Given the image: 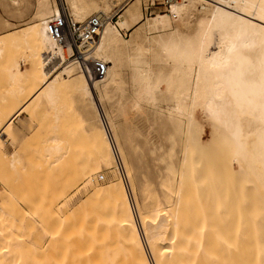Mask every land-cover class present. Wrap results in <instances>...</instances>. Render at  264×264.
Returning <instances> with one entry per match:
<instances>
[{"label":"bare ground","instance_id":"6f19581e","mask_svg":"<svg viewBox=\"0 0 264 264\" xmlns=\"http://www.w3.org/2000/svg\"><path fill=\"white\" fill-rule=\"evenodd\" d=\"M155 2L34 0L32 18L19 31L8 30L10 22L0 16V31H5L0 33V79L5 78L8 85L5 93L0 91L1 102L7 107L0 106L3 108L0 110V164L7 163L15 175L21 174V154L8 155L3 140L12 138L13 144H18L15 121L20 120L25 111L51 110L53 135L44 141L43 156L48 163L52 161L51 165L56 163L53 166L57 168L54 169L56 175L60 172L63 176L59 174L60 177H55L58 180H54L59 189L56 185L52 187L54 184L50 186L52 176L47 173L51 176L44 178L47 182L40 185L38 181L42 188L40 192L41 189L38 187V191L36 187L38 197L40 199V195L52 187L53 191L57 188L54 195L57 192L59 201L66 200L80 182L85 193L77 204L65 202L56 221L50 214H54L58 199L55 198L57 204L54 206L50 202L54 201L53 195L52 198L43 194L42 198L51 197L50 201L42 199L40 203L37 200L43 212L36 208L38 214L36 212L32 217L39 216L40 219L41 215L42 220L43 214H47L46 219L40 220L41 224L51 216L54 220H49L50 225L54 221L56 224L54 228L49 227L53 231L48 230L52 232V242L49 240L47 244L50 248L39 251L45 252L46 257L41 259L43 255L37 253L36 264H264V0H170L163 8L169 17L145 13L155 7ZM146 3L148 7L144 8ZM162 3L164 0L159 4ZM13 5L19 6V2L13 1ZM62 11L77 22L93 16L102 21L99 37L86 56L88 60L98 59L107 64L104 78H95L90 68L87 72L73 56V48L60 44L49 35V19ZM196 12L202 16L195 18ZM202 25L204 34L200 39L196 81L187 120L184 119L185 123L175 121L171 111H167L169 116H165L163 110L146 112L143 102L155 98L142 80L144 60L165 58L170 38L189 30L196 32ZM106 104H109V110ZM127 110L133 112L135 118L149 113L153 117L151 122L159 116L165 127L168 149L175 147L170 159L164 161L171 172H178V180L173 178L169 182L165 177L162 183L167 191L163 198L153 194L142 204L134 193L135 163L126 150L125 142L132 134L128 137L130 129L122 132L117 126L118 118H125ZM174 111L178 116L182 114L180 108ZM197 112L210 126L213 137L209 133L205 138V131L209 129L196 121ZM127 120L125 125L129 124ZM67 128L72 130V139ZM172 131H178V134ZM206 144L213 146L206 148ZM161 147L162 144L158 150ZM132 156L141 158L140 153ZM210 158L215 164L206 162ZM211 166L216 168L215 171L210 170ZM47 167L53 171L51 166ZM204 169L210 173L208 177L204 176L207 174ZM220 173L222 177L218 175ZM38 174L40 176V170ZM11 179L0 188V255L1 249H7L8 245L2 243L9 239V231L12 229L16 235L21 227L16 216L22 209L16 202L13 205L7 185H12L13 194V190L21 191L19 183L25 180ZM17 180L18 187L13 184ZM30 181L34 182L32 178ZM35 184L38 186L36 182L29 185ZM221 184L222 187L225 185L221 188L226 192L234 193L236 205L226 201L231 196L224 190L222 193ZM21 187L29 189L27 183H21ZM141 188L143 196L146 189L145 186ZM35 189L32 193H36ZM18 193L13 195L24 205L26 202L28 206L36 204L29 200L30 195L29 198L24 196L28 192ZM218 196L226 197L223 199L228 203L221 198L218 202ZM34 198L30 199L36 202ZM45 202L53 208L49 206V209ZM8 203L16 208V212L4 207ZM11 212L18 213L13 215L15 222ZM220 213L228 216L221 218ZM232 215H237L239 220ZM11 220L16 229L13 224L11 226ZM224 220L227 225L221 224ZM229 222L236 224L228 227ZM223 225L227 226L228 233ZM26 226L25 237L30 236L29 228L35 225ZM218 228H223L226 233L219 232ZM232 232L236 239H231ZM24 251L23 247L13 244L6 258H12L8 259L11 264H35L34 250L28 251V257L22 256Z\"/></svg>","mask_w":264,"mask_h":264},{"label":"rangeland","instance_id":"374dc122","mask_svg":"<svg viewBox=\"0 0 264 264\" xmlns=\"http://www.w3.org/2000/svg\"><path fill=\"white\" fill-rule=\"evenodd\" d=\"M13 1L19 2V6H14ZM154 1H156L155 7H153V9L151 11H145V13L149 14L151 12L152 14H150V15H153V17L164 16V15L169 17L170 16L169 14L163 12L165 10V9H163L165 6H162V4H159L163 0H154ZM144 6H145L144 8H147L148 7L147 3H146V5L144 4ZM33 13H34V0H0V16L4 20L10 22V24H11V28H9L8 30L19 31L20 29L26 27L28 25L27 23L30 22ZM201 16L202 15L197 14V12H196L195 18L196 17L200 18ZM2 32H5V31H0V33H2ZM203 34H204V26L203 25L200 28H198V30L196 32H192L190 30L185 31L183 35L176 36L174 38H170V40L167 41V43L169 44V49H168V52L165 54V58H155V59L146 58L144 60V71H143L142 80L144 81L145 86L151 88V90L153 92V97L155 98L154 99L155 101L154 100H151V101L148 100V101L143 102V107L145 108L144 110L146 112L159 113L160 111L163 110L164 111L163 114L165 116H169L170 113L167 111H171L172 115H173L172 117H174L173 119L175 121H181V122L184 121V123H185V121L187 120L186 117L188 116V112L190 109L191 95H192L194 85H195V81H196L197 57H198V51H199V46H200V39L203 36ZM0 80L2 81V79H0ZM7 88H8V85L5 81V78H3L2 84L0 83L1 93H5V90ZM1 104H4V102H1V96H0V106H3L5 109L7 108L6 103L4 105H1ZM98 104H99V102H98ZM7 106H8V104H7ZM99 106H100L101 111L103 112L100 104H99ZM106 108H107V110L110 109L109 104H106ZM175 108H180L182 110V114L180 116H178L179 114L174 111ZM2 109L3 108H1L0 110H2ZM50 113H51V110L44 111L42 109L32 111L31 113L30 112L26 113V111H25V113L23 115H21V119L20 120L16 119V121H15L16 122L15 124H17V129L19 132V134L17 135L18 144L14 145L12 138H5L3 140L7 154L9 155V154L14 153V152H19L21 154L22 164H21L20 169H19L20 173H21L18 175L19 177L17 175H15V172H13L14 170L11 171L12 168L8 167L7 163L0 164V178L3 179V181L0 180V188L3 185L8 184L9 179H11V176L14 175L13 176L14 179H11L12 181L15 180V177L20 180L19 182H21V180H25L24 182L22 181L21 183H27L29 189H25L27 187H25L24 184H22V186L25 188L21 187V183H19L21 188L18 187L16 185L17 184L16 182H18V180L15 181V183L13 182V184H15L18 187V189H20L21 191L23 189V191L25 193L26 192L29 193V194L28 193L24 194V196L26 195V198H29V197L34 198V196L36 194V197L34 198L36 202H34V200H31L29 198V200L32 203H36V204L38 202L37 200L39 199L38 193H37V188L39 187L41 189L40 192H42V188L38 185V183L40 182L39 184L43 185V182H47L46 180H44V178L47 179V177L49 176L48 174L51 173L52 177L49 176L52 178V183L50 184V186L54 184L52 187H54L55 185H56V187H58L57 182H56L58 179H56L55 177L59 176V174L61 175L60 172H59V174L56 175L57 171L56 170L54 171V169H57V168H53V166H56V163H55V165H53V164L51 165L52 161H50L49 162L50 164H49L48 161H46V159L43 156L44 141H46L48 139L47 137H51L53 135V132L51 129L53 122L51 121L52 117L49 118V116H51ZM126 113H127V115L125 118H123L124 116H120V118H118L117 126L122 132H127L130 129V133L129 132L127 133L128 137L132 134L127 139V142H125V143H126V150H127L128 156H129L130 160H133L135 163V170L133 172V176H134V193H135L136 199L139 202V204H140V202L142 204L143 200L148 202L151 199V195H153V194L158 195L159 198H163L164 193L167 191V187L164 186V183H162V181L164 182V180H166L165 177L168 179L169 182H172L173 178H175L176 180H178V178H179L178 172L173 173L165 166L166 165L165 161L168 160V158L170 159L169 155H170L171 151H173V149H175V147H172L171 150L168 149V144L166 142L165 127L162 125L161 118L159 116L158 117L156 116V118H155L157 120V122L155 119H153V121L151 122L153 117L149 116L148 115L149 113L147 114L148 116L146 115L148 118L145 116V114H143V116L141 115V116L135 118L134 113L129 112L128 110ZM127 117H129V118H127ZM196 118H197L196 121L199 123H202V125L204 127H206V129L210 128V126L208 125L207 122H203V118L198 112L195 114V119ZM32 119H34V120H32ZM49 119L51 122L48 123L47 121ZM184 119H186V120H184ZM125 120H127V122H129V124H127L128 126L125 125L126 124ZM130 121L132 122V125H131ZM45 122H47V124ZM154 123L155 124L157 123L156 126H154ZM44 126H46V127H44ZM44 129H45V131H44ZM67 130H68V128H67ZM150 130H151V132H150ZM132 131H133V133H132ZM67 132L70 133L71 139H72V130L69 129ZM172 132H173V134H178V131H172ZM209 133H210V135H212V137L214 136L212 130H210V129L206 130L205 131V138L206 139L209 137ZM31 135L34 137H32ZM36 141L38 142L37 144H36ZM73 143L76 144V142H73ZM160 144H162V147H161V149L158 150V146ZM73 145H71V146H73ZM208 146L212 147L213 145L210 144ZM208 146H207V144L205 145L206 148ZM208 149H210V148H208ZM27 150L29 152H27ZM26 153H28V154H26ZM133 153H140L141 158H139V159L135 158L134 159L132 156ZM211 156L212 155H210V157ZM161 157H163V159H161ZM206 158L209 159V157H207V156H206ZM212 158H215V157L212 156ZM206 160L204 159V161H206ZM45 161L49 165L45 164ZM213 161L215 162V160H213ZM213 161L211 159L210 161L207 160L206 162L214 163ZM54 162H56V161L53 160V163ZM47 166H51V169H53V171L49 170L50 168H48ZM59 166H57V167H59ZM212 166H213V164H212ZM212 166H211L210 170L214 169L213 171H215L216 168H214ZM8 168L9 169L11 168V169L9 170ZM41 168H42V170H41ZM60 168H61V166L59 167V170H60ZM39 170H40V176L42 178L38 174ZM44 170H45V172H44ZM204 170L207 173L206 175L204 173H202V174H204V176H207L208 174L210 175V173L207 172L206 169H204ZM221 173L218 175L219 176L221 175V177H222L223 174H221ZM202 174H201V176L203 178ZM61 176H63V175H61ZM23 177L26 179H23ZM29 177H31L32 181L36 182L38 186H36V184L30 186L29 184H34V182L30 181L31 178H30V180H27V179H29ZM7 178H9V179H7ZM35 178H36V181H35ZM5 179H6V182L4 181ZM40 179L42 182L40 181ZM54 180H56V181H54ZM27 181L31 182V183H28ZM48 181H49V179H48ZM62 181L63 180H60V182H62ZM222 183H223V181H222ZM59 186H60V184H59ZM73 186H75V185H73ZM73 186H71V187L73 188ZM143 186H145L146 191L144 192V195L142 196L140 193L142 192L141 187H143ZM31 187H34V188H31ZM52 187H50L51 190H52ZM221 187H222V184L219 185V189ZM223 187H225V185H223ZM39 188H38V191H39ZM68 188H70V187L68 186ZM75 188L76 189H74L73 191H71V189H70L71 192L67 191V193L68 192H70V193H69V195L66 196L67 198L65 197L66 200L62 199L60 201L57 198L58 195L56 197L57 192L54 195V192L57 188L54 189V191L52 190V192H51L52 194L50 192H48V190L51 191L49 189V187L47 190H45L46 189L45 188L44 189L45 192H43V194H46V196L49 195L51 197L53 195L54 198L53 197L52 198L55 202L51 200L52 199L51 197H50L51 199L48 197L43 199L42 198L43 194H41V195L39 194L40 195L39 202L40 201L42 202V199L44 201H46V199H47V201L50 199L51 201L50 200L49 201L51 202V205L54 206L56 203L55 198H57L59 201L58 204L56 203L57 205H55L54 208L51 205H49V206L52 207L55 211L54 212L52 209L51 211H53L54 214H50V215H54L55 216L54 219L55 218L58 219V217L61 216L59 211L61 210V207L65 202H71L72 204L73 203L77 204V201H79L80 199H83L85 197V193L82 190L83 189V183L80 182L79 186L75 187ZM11 189H12V185H10V184L7 185V192L9 193L11 200L14 202L13 205L15 206V202H16L17 205L24 212L21 213L22 212L21 211L19 216H16V217H19V220L17 218V220L19 221V225L18 224L17 225L20 226V224H21L20 228L17 226L18 231H19V233L17 232L18 237H17V233H16V235L13 234L14 231H12V229H11L9 231V236H10V237H8L9 239L3 240V241L6 240L7 243L3 242L2 245L5 243L8 246H7V249H1L3 251H1L2 254L0 255V264H2V263L4 264L5 261H6L5 264L7 262H10V264H11L12 258H8V259H11L10 261H8V259L6 257H7V255H9V253H10L9 251H10L13 244H18L20 247L24 248L25 251L22 253V256H24V257L29 256L28 254H30V253L28 251H30L32 248V250H34V253H35L34 255L37 256V259L35 261V264H36L38 261V258H39V255H36V254L37 253L39 254L40 252L45 250V248L46 249L50 248V247H48L47 244H48L49 240H50V243L52 242V240H51V237H52L51 233L52 232L50 231L51 232L50 233L48 230L50 229L49 228L50 226H52V228H54V226L56 224L55 223L56 219H55L54 223L52 222L53 225L52 224L50 225V221L54 220L52 216L49 217V220H50V221L48 220L49 222L48 221L45 222V220H44L45 224L44 223L41 224V221H43V219H46L47 214L44 215L43 213H41V214H43L42 220H41V215H40V219H39V216H38V218H36L37 216L32 217V214H34V216H35V214L37 212L36 208L38 209V211L43 212L42 211L43 209L42 210L39 209L41 202L40 203L38 202V207L36 204L35 205L29 204V206H28L27 202L25 203L26 205H24V202L19 201L20 198L17 199L15 197L16 193L19 195L18 192H20V195H21L24 192L21 193V191H19V190L17 192H16V190H13V194L15 193L14 194L15 196H14L12 194ZM34 189H35L36 193H32V191H34ZM227 189H229V188H227ZM64 190H66V189H63V191ZM223 190L224 189H222V193L226 192L225 190L223 192ZM46 191H47V193H46ZM59 192H60V190H59ZM188 192H189V190H188ZM228 192L229 191H227L226 193H228ZM170 193H172V192H170ZM189 193H191V191ZM226 193L224 196H226ZM231 193L234 194L233 192H231ZM32 194H34V196H32ZM229 194H230V192H229ZM232 194H230L229 196L232 197ZM220 195H222V194L220 193ZM224 196H222V197L218 196V202L220 201L219 199L221 198V200L224 203H228L226 201L230 200L229 203H232V205L234 203V205H236L235 204L236 202H234V200H236V197L234 199H233V197L232 198L229 197L230 199H227L228 195L226 196L227 198ZM233 196H235V195H233ZM189 197H190V195H189ZM223 197L226 198L227 200L223 199ZM231 199L233 200V202ZM24 200H26V199H24ZM21 201H23V199H21ZM237 201H239L238 198H237ZM223 202H220V203H223ZM43 204H44V202H43ZM43 204H41V205L43 206ZM9 205L10 204L8 203V205H6L4 207L7 209H12L13 212L15 209V212H16V208L13 205H10V206ZM232 205H231V208L233 209L234 205L233 206ZM49 206L47 204V207H49ZM33 207L35 209H33ZM50 207H49V209H50ZM235 207L237 208V206H235ZM49 209H48V211H49ZM57 209H59V210L57 211ZM226 211H228V209ZM13 212H11L12 213L11 219L14 218ZM221 213H220V216L222 215ZM16 214L18 215V213H16ZM37 214H38V212H37ZM48 215H49V213H48ZM44 216H45V218H44ZM223 216H226V214L225 215L223 214ZM223 216H221V218ZM227 216H228V214H227ZM232 216H231V218H232ZM234 216L236 219L239 220L237 215H234ZM13 220H11V226L13 224L14 229H16V227L14 225V222L16 221V219L14 220V222H13ZM220 220H222V219H220ZM47 223H49V226H47L48 225ZM224 223L226 224L225 220L223 221V223L221 222V224H224ZM207 224H209V223H207ZM227 224H228V222H227ZM230 224L235 225L236 223L235 222H233V223L229 222L228 227L230 226ZM23 225L24 226L29 225V227H31V225H35V226H32L33 229H32V227L29 228L31 230V232L29 231L30 232L29 234L31 237L30 236H26V237L24 236V235H27L28 232H25V230H27V229H24ZM42 226H44V228H42ZM223 226H224L225 230L227 231L228 230L227 226H225V225H223ZM219 227H220V222H219ZM20 229L22 230L23 234H22V232L20 233ZM50 230L53 231V229H50ZM223 230H224L223 228L221 230L219 229V232H222L223 234H225L226 231L225 230L223 231ZM15 231H17V230H15ZM39 233H41V234H39ZM227 233H228V231H227ZM233 233L234 232L231 233L233 235L232 236L233 238L231 237V239H236L235 238L236 235L234 236ZM22 235L24 237L19 238V236H22ZM35 235L36 236L38 235L37 239H39V240L36 239ZM48 236H49V238H47ZM35 239H36V241H35ZM205 240H206V238H205ZM39 243H40V245H43L42 248L39 245ZM24 244H25V246H24ZM225 247L226 246H224L223 248H225ZM49 252H50V256H51V251H49ZM43 253H45V252H43ZM43 253H40L43 255V257L41 259H44L46 257L45 256L46 254L44 255ZM42 255H40V257Z\"/></svg>","mask_w":264,"mask_h":264},{"label":"built area","instance_id":"2783aa9c","mask_svg":"<svg viewBox=\"0 0 264 264\" xmlns=\"http://www.w3.org/2000/svg\"><path fill=\"white\" fill-rule=\"evenodd\" d=\"M169 1L164 0L165 3H162V6H168ZM102 27V21L96 16L90 17L83 22H77L69 14L62 11L59 15L49 19L47 31L60 44L73 48V56L82 63V66L87 72L88 68H90L95 78L102 79L106 76L107 64L98 59L88 60L86 56L88 50H91V47L98 39ZM104 122L106 123L105 118ZM112 145L116 157L119 159V154L115 149L113 141ZM121 172L128 188L129 186L123 168H121Z\"/></svg>","mask_w":264,"mask_h":264},{"label":"snow or ice","instance_id":"6c2138e0","mask_svg":"<svg viewBox=\"0 0 264 264\" xmlns=\"http://www.w3.org/2000/svg\"><path fill=\"white\" fill-rule=\"evenodd\" d=\"M262 81H264V72H262ZM262 99H264V84H262Z\"/></svg>","mask_w":264,"mask_h":264}]
</instances>
